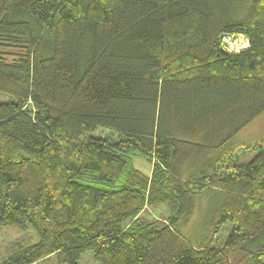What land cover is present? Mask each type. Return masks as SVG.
Here are the masks:
<instances>
[{"label":"trees","instance_id":"1","mask_svg":"<svg viewBox=\"0 0 264 264\" xmlns=\"http://www.w3.org/2000/svg\"><path fill=\"white\" fill-rule=\"evenodd\" d=\"M227 32L249 48L224 53ZM6 44L23 53L0 58L11 96L0 102V225L39 238L1 264L51 253L66 264L84 253L96 264H264V140L237 171L223 167L264 111V0H0ZM135 152L154 157L178 199L169 227L125 226L145 202L122 182ZM202 196L214 207L191 243L181 226Z\"/></svg>","mask_w":264,"mask_h":264},{"label":"rangeland","instance_id":"2","mask_svg":"<svg viewBox=\"0 0 264 264\" xmlns=\"http://www.w3.org/2000/svg\"><path fill=\"white\" fill-rule=\"evenodd\" d=\"M242 38L237 40V46L230 47L227 40L225 48L231 49L230 53H238L239 51L249 48L248 37L242 34ZM239 40V41H238ZM248 44V46H247ZM243 45V46H242ZM247 46V47H245ZM245 47V48H244ZM240 49V50H239ZM239 50V51H238ZM23 53V49L19 46L0 45V58L7 62L16 61L18 56ZM11 96L0 92V102H8ZM94 137H100L108 142L116 139V134L104 128H98L91 133ZM235 147H238L233 154V160L225 163L223 167L230 172L237 171V166L244 165L254 158L259 150L254 149V144L264 140V111L252 121L247 123L243 129L238 132L233 139ZM249 146V147H247ZM130 166L132 172L123 173L122 182L128 185H137L144 190L145 202L140 211L135 214L132 219L125 222V226L138 222L141 225H153L154 227H169L171 220L174 219L178 208V199L173 195H168L163 188V171L161 166L155 162L154 157L143 156L134 153L130 158ZM161 171V172H160ZM206 196H202L196 200V206L190 215V219L182 225V234L191 242L197 243L202 240L208 232V223L211 219V212L214 207V200L211 203ZM232 225L229 221H225L220 225L216 239L212 246L220 248L224 244ZM38 234L29 225L21 227L20 225L2 224L0 225V264L5 258L15 253V251L25 249V247L35 244L38 240ZM40 264H66L63 255L60 253H51ZM77 264H96L91 253H84Z\"/></svg>","mask_w":264,"mask_h":264},{"label":"water","instance_id":"3","mask_svg":"<svg viewBox=\"0 0 264 264\" xmlns=\"http://www.w3.org/2000/svg\"><path fill=\"white\" fill-rule=\"evenodd\" d=\"M220 39V45L224 53L228 54L230 53V50L225 48V45L227 44V40H234V39H241L243 36L241 33H232L230 34L229 32L227 33H222L219 35ZM31 110V109H30Z\"/></svg>","mask_w":264,"mask_h":264},{"label":"bare ground","instance_id":"4","mask_svg":"<svg viewBox=\"0 0 264 264\" xmlns=\"http://www.w3.org/2000/svg\"><path fill=\"white\" fill-rule=\"evenodd\" d=\"M239 41V40H238ZM228 42L230 43V47L232 46V48H233V46L234 45H236L237 46V40H228ZM231 50V49H230ZM235 52V51H234Z\"/></svg>","mask_w":264,"mask_h":264},{"label":"crops","instance_id":"5","mask_svg":"<svg viewBox=\"0 0 264 264\" xmlns=\"http://www.w3.org/2000/svg\"><path fill=\"white\" fill-rule=\"evenodd\" d=\"M234 138V137H233ZM234 141H237V138H235V139H232V141L229 143L230 144V146H235V143H234Z\"/></svg>","mask_w":264,"mask_h":264},{"label":"built area","instance_id":"6","mask_svg":"<svg viewBox=\"0 0 264 264\" xmlns=\"http://www.w3.org/2000/svg\"><path fill=\"white\" fill-rule=\"evenodd\" d=\"M230 50V49H229ZM231 51V50H230Z\"/></svg>","mask_w":264,"mask_h":264}]
</instances>
